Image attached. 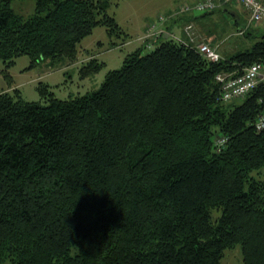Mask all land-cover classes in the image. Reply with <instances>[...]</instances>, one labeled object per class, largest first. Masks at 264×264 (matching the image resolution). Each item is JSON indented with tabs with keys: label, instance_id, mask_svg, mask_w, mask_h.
Segmentation results:
<instances>
[{
	"label": "trees",
	"instance_id": "16d2710c",
	"mask_svg": "<svg viewBox=\"0 0 264 264\" xmlns=\"http://www.w3.org/2000/svg\"><path fill=\"white\" fill-rule=\"evenodd\" d=\"M11 1L7 65L74 61L95 27L123 32L111 0H36L26 19ZM144 41L84 95L0 90V264H220L236 244L264 264V84L236 104L216 78L264 64V32L218 60L172 35ZM103 64L91 56L81 76Z\"/></svg>",
	"mask_w": 264,
	"mask_h": 264
},
{
	"label": "rangeland",
	"instance_id": "374dc122",
	"mask_svg": "<svg viewBox=\"0 0 264 264\" xmlns=\"http://www.w3.org/2000/svg\"><path fill=\"white\" fill-rule=\"evenodd\" d=\"M176 5L175 0H111L108 12L116 18L123 32L109 34L104 26L95 27L79 43V53L74 61L62 58L53 63L41 62L31 66L30 57L23 54L7 65L0 57V90L11 91L18 87L25 100L44 102L40 92L44 86L60 99L98 89L109 70L121 68L125 56L144 44L145 39L139 38V35H144L148 22L158 20L160 14L168 16ZM11 8L26 19L36 11V0H12ZM208 15L213 19L211 31L220 43L219 52L224 59L252 48L264 32V22L246 25L242 31V23L231 22L220 9ZM113 43L116 45L113 46ZM91 56L104 64L97 72L82 77L80 67ZM242 101V97L233 100L236 104ZM261 172V177H264V167ZM214 214L217 215V212ZM4 264L12 262L7 259ZM220 264H245L241 245L225 249Z\"/></svg>",
	"mask_w": 264,
	"mask_h": 264
},
{
	"label": "built area",
	"instance_id": "2783aa9c",
	"mask_svg": "<svg viewBox=\"0 0 264 264\" xmlns=\"http://www.w3.org/2000/svg\"><path fill=\"white\" fill-rule=\"evenodd\" d=\"M226 1H234L242 4L244 9L249 14L248 25L264 21V0ZM219 6L220 4L217 0H197L195 3L180 4L168 16L165 14H160L157 17L158 20L156 19L157 22L155 20L149 21L146 31L141 38L155 40L158 35H160L161 33H165L164 24L172 16L184 14L191 11L209 12ZM185 30L189 35L192 36L193 25H186ZM174 37L178 40H182L178 36ZM197 48L199 52H201L209 59L218 60L221 57L216 49L210 44V42H202L197 46ZM216 78L221 85V99L225 101L232 100L234 98L246 95L259 83L264 84V64L261 62H255L244 68V71L239 75L220 73ZM255 124L257 129L264 128V111L259 115Z\"/></svg>",
	"mask_w": 264,
	"mask_h": 264
},
{
	"label": "crops",
	"instance_id": "0c3cea01",
	"mask_svg": "<svg viewBox=\"0 0 264 264\" xmlns=\"http://www.w3.org/2000/svg\"><path fill=\"white\" fill-rule=\"evenodd\" d=\"M175 1L177 2L176 6H178L183 3H195L197 0H175ZM217 1L219 2L220 6L217 7L216 10L220 9L224 11L225 15L228 16L231 22L237 23L239 25L240 23H242L241 29L243 31V28L246 26V24H248L249 14L244 9L242 4L238 2H234V1L230 2L226 0H217ZM227 2L230 3L225 5V3ZM224 5L225 7H223ZM208 14L210 13L191 11L170 17V19L164 24L165 30L167 31L166 32L167 36H169L170 34L176 35L181 39L188 41L191 45L195 47H197L202 42H210V44L216 49V51L222 57L221 53L219 52L220 43L216 41V37L214 36V33L211 31L212 28L211 24L213 23V19ZM188 24L193 25V30H192L193 36L189 35L185 30V27Z\"/></svg>",
	"mask_w": 264,
	"mask_h": 264
}]
</instances>
